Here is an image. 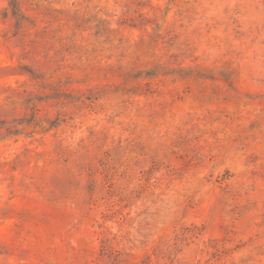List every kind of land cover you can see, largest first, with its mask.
Returning <instances> with one entry per match:
<instances>
[{"label": "rangeland", "instance_id": "obj_1", "mask_svg": "<svg viewBox=\"0 0 264 264\" xmlns=\"http://www.w3.org/2000/svg\"><path fill=\"white\" fill-rule=\"evenodd\" d=\"M0 264H264V0H0Z\"/></svg>", "mask_w": 264, "mask_h": 264}]
</instances>
